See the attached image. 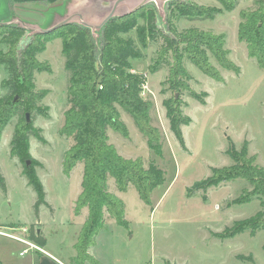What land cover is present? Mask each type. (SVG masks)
I'll list each match as a JSON object with an SVG mask.
<instances>
[{"label": "rangeland", "instance_id": "obj_1", "mask_svg": "<svg viewBox=\"0 0 264 264\" xmlns=\"http://www.w3.org/2000/svg\"><path fill=\"white\" fill-rule=\"evenodd\" d=\"M112 1L58 0L50 3L43 10V16L47 17L44 22L34 25L20 22L26 32L17 46L18 52L32 38V29L49 27L58 18L74 12L80 13L86 22L98 24L107 14ZM137 1L128 0L127 5L134 6ZM173 1V4L165 2L161 7L154 2L142 6L145 11L154 13L155 39L146 37L145 45L141 46L135 29L127 34L141 52L140 57L130 60L131 71L145 76L140 95L150 106V124L158 131L159 151L149 148L146 137L138 130L132 117L119 107V119L126 126L127 136L111 127L106 129L108 142L119 154L126 158H139L144 166L153 162L163 170L164 182L152 189L148 204L139 198L132 184L125 192L119 191L110 176L106 180L107 191L113 194L116 190L126 203L125 212L130 219L127 230L132 234L130 245L135 255L134 264H264V229L257 230L253 235L245 231L227 236L235 224L244 219L256 216L264 219V197L252 196L246 200L252 188L247 180L236 178L206 190L190 191L196 181L210 175L211 167L232 164L228 154L231 145L236 149L245 147L248 155L254 156L255 163L264 169V68H260L255 58L248 55L245 42L238 37L240 11L254 10L258 2L230 0L233 7L229 10L223 6L222 0ZM196 7L206 8L207 13L214 9L213 17L197 15L199 10ZM261 8H264V0ZM125 14L127 8L121 5L115 16ZM71 21L80 24L77 18ZM137 23L145 28L141 18L137 19ZM191 27L223 34L228 58L238 71L222 68L209 56L210 63L220 75V79L215 80L183 55L182 65L188 74L184 85L196 94H206L201 102L187 89H180L177 93L181 98L182 114L188 118L181 125L183 148L169 129L163 105L164 99L174 94L168 88L172 53L160 47L162 35L174 37L173 33ZM90 30L99 48L100 29ZM1 46L0 42V49ZM36 59L50 67V72H34L35 90L48 91L37 102L48 108V116L35 112L30 114L33 125L42 129L41 135L45 138L42 143L30 136V152L33 150L41 161V165L36 167L37 175L43 185L45 199L56 203L53 207L57 209L59 218L66 213L60 200L72 202L81 189L83 167L82 162L76 163L69 176L62 170L58 171L60 153L72 143L71 137L59 133L63 112L68 107V71L64 67L61 39L49 41L45 50L36 54ZM5 75L6 69L2 65L0 81ZM5 93L6 89L0 86V97ZM17 119L18 115L10 119L0 140V173L5 183V189L0 186V221H15L18 225L25 222L26 215H35L37 197L33 187L27 183V177L21 173V162L20 168H17L18 158L9 153L7 135L11 137ZM34 142L37 147L33 149ZM45 207L46 214H41V218L47 221L50 207ZM45 231H48L50 240L54 238V231L59 229L45 227ZM80 256L78 254L75 258L77 264L81 262Z\"/></svg>", "mask_w": 264, "mask_h": 264}, {"label": "trees", "instance_id": "obj_2", "mask_svg": "<svg viewBox=\"0 0 264 264\" xmlns=\"http://www.w3.org/2000/svg\"><path fill=\"white\" fill-rule=\"evenodd\" d=\"M171 4L174 1H169ZM254 10L240 11L241 21L238 24L239 40L246 44L247 53L255 58L260 68H264V8L262 0H257ZM227 9H232L233 2L222 0ZM197 15L213 17L212 9L196 7ZM144 21L145 28L139 27L137 19ZM135 29L141 46L145 39H155L156 23L152 11H145L141 6L124 16L111 17L100 28L99 48L91 35V30L82 24L67 22L51 31L34 32L32 38L22 49L17 46L26 28L17 23H0V42L7 46L0 50V65L6 69L7 76L0 86L6 93L0 97V136L2 130L12 117L18 115L10 141V154L16 156L22 164V173L36 193L34 203L35 216L38 208L45 202V192L36 174V167L41 163L29 154V137L33 136L44 143L41 130L26 122L25 113L33 112L48 116V108L37 102L43 99L46 89L35 90L34 72L47 71L50 67L36 59V54L45 50L46 43L61 39V52L65 57L64 67L68 71L67 103L63 112V124L59 133L72 138V144L64 152L63 172L67 175L78 162H82L83 171L81 191L75 201L74 212L78 214L82 207L88 208V215L80 228L75 247L77 253L86 258V249L93 243L94 237L103 225V213L106 211L116 223L127 226L124 219L123 201L107 191L106 180L110 176L119 191L126 190L128 184L136 189L139 198L146 204L150 202L152 189L164 182V172L153 162L144 166L139 158H126L118 153L108 142L107 127L127 136L126 126L119 119L118 107L127 112L138 130L146 137L147 144L154 152L159 151V134L150 124V106L141 97L140 92L145 84L142 73L132 72L130 60L141 56L133 38L127 36ZM174 37L162 35L161 49L172 53L169 86L173 95L164 99L163 105L169 121V129L181 147H185L181 125L188 121L182 114L181 98L175 96L180 89H187L196 99L203 102L205 93L196 94L184 85L188 78L182 65L185 54L187 59L203 73L220 79L219 72L210 63L209 56L219 66L237 73L238 68L228 58L224 47L223 34L199 30L195 27L173 33ZM156 68V65L153 66ZM17 96V99L15 97ZM232 164L222 167H211L206 178L196 181L190 191L206 190L220 182L242 178L252 186V196L264 197V169L255 163L254 156H249L245 147L236 149L233 145L228 150ZM27 160L29 163L27 164ZM0 186L5 189L4 178L0 173ZM0 228H3L0 225ZM264 229V219L258 216L242 220L227 234L228 237L248 231L250 235ZM28 237L39 246L45 244L41 232L35 233L33 225L28 227ZM80 256V257H81Z\"/></svg>", "mask_w": 264, "mask_h": 264}, {"label": "crops", "instance_id": "obj_3", "mask_svg": "<svg viewBox=\"0 0 264 264\" xmlns=\"http://www.w3.org/2000/svg\"><path fill=\"white\" fill-rule=\"evenodd\" d=\"M56 1L58 0H0V23L11 22L18 24L22 22L26 25H34V23L40 22L42 23L44 22V19L47 18L46 16H43V10L47 9V7L50 6V3H55ZM40 3H45V5H41ZM62 18L63 17L60 19ZM60 19L58 18L55 23ZM1 45L3 46H1L2 49L0 50L6 51L7 46L2 43ZM16 122L17 120L14 121L13 130ZM37 128L42 130L40 127ZM12 135L11 137L7 135V142L9 144ZM28 143L30 156L39 161L38 156L34 155V151L32 150V153L30 152L29 140ZM71 144L72 143L65 147L63 149L64 151H61L60 156L61 154L64 155V152ZM36 145L37 143L34 142L33 149L37 147ZM63 155L62 158L59 156L58 159V171L60 172V170H62V173H64L62 168ZM19 162V160L16 162L17 168H20ZM39 162L41 163V161ZM73 168L69 174L73 171ZM20 169L22 173V168ZM69 174L66 176H69ZM77 175L78 177L80 176L79 174ZM65 181L68 182L69 180L65 179ZM129 186L130 185L128 184L127 188ZM80 191L81 189L72 202L68 201L65 203L60 200V205L63 206L66 213L65 215H60L59 218L57 209L53 207L56 206V203L49 202L47 199H45L46 204L39 206L37 217L35 215L31 217V215L28 214L26 215L25 222H20L18 225L15 221H0V225L3 226V228L0 230V264H77L75 262V258L77 257L78 253L75 243L77 241L80 228L88 215V208L86 206L82 207L78 214L74 212L75 201ZM123 192H125V190ZM113 195L122 200L116 190L113 192ZM123 204L124 219L128 224L130 219L125 212L127 209L126 203L123 202ZM45 206L50 207V215L48 216L47 221H44V219L41 218V214H46L47 208ZM27 211L30 212L29 207L27 208ZM27 224L33 225V229L36 234L41 232L45 239V244L43 246H39L28 237ZM45 227L47 229L50 227L59 229V231H54V238L49 240V233L48 231H45ZM22 228H26V230L24 231ZM127 228L128 226L117 224L115 219L106 211H104L103 225L96 233L93 243L86 249V258L81 260L79 264H134L133 260L135 255L133 253L132 246L130 245L132 234L129 232V230H127Z\"/></svg>", "mask_w": 264, "mask_h": 264}, {"label": "water", "instance_id": "obj_4", "mask_svg": "<svg viewBox=\"0 0 264 264\" xmlns=\"http://www.w3.org/2000/svg\"><path fill=\"white\" fill-rule=\"evenodd\" d=\"M127 1L128 0H113L107 14L103 17V19L98 23V24H91L86 22L82 15L80 13H71L68 16H65L64 18H62L61 20H59L58 22L54 23L53 25L47 27V28H40V29H32L34 32H47V31H51L67 22H70L73 18H77L78 21L80 22V24L89 27L90 29H100L111 17L116 15V11L117 9L121 6V5H125L127 8V13L129 12H133L135 10H137L138 8H140L141 6H143L145 3L147 2H154L158 7H161L165 2L168 1H172V0H138L137 3L134 6H129L127 5ZM20 25H22V23H20ZM25 27V26H24ZM177 96V93L176 95ZM15 99H17V96L15 97ZM30 114L28 112L25 113V118H26V122H28L30 120ZM29 163V161L27 160V164Z\"/></svg>", "mask_w": 264, "mask_h": 264}, {"label": "built area", "instance_id": "obj_5", "mask_svg": "<svg viewBox=\"0 0 264 264\" xmlns=\"http://www.w3.org/2000/svg\"><path fill=\"white\" fill-rule=\"evenodd\" d=\"M1 229H2V228H0V230H1ZM22 230H24V231H25V230H26V228H22Z\"/></svg>", "mask_w": 264, "mask_h": 264}]
</instances>
